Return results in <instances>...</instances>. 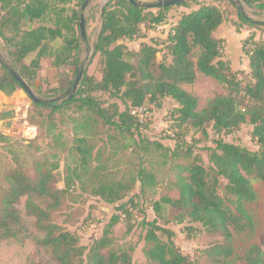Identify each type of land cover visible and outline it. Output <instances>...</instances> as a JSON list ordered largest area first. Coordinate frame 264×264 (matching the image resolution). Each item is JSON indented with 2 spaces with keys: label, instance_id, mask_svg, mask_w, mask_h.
Masks as SVG:
<instances>
[{
  "label": "trees",
  "instance_id": "16d2710c",
  "mask_svg": "<svg viewBox=\"0 0 264 264\" xmlns=\"http://www.w3.org/2000/svg\"><path fill=\"white\" fill-rule=\"evenodd\" d=\"M86 1L0 0V39L9 58L8 65L0 59V94L9 97L21 88L11 70L32 86L46 58L51 59L54 68L72 65L78 76L83 40L79 22ZM134 1L136 5L127 0H109L100 9L101 26L94 54L99 55L101 78L97 80L84 72L77 91L61 106L34 103L37 117L43 120L41 125L45 123L50 133L55 128V112L61 107H75L79 114L75 119L77 131L82 135L73 137L68 150L73 162L66 166L62 188L56 186L55 167L34 163L30 172L19 155L10 151L13 167L5 173L8 187L0 188V244L17 235L22 222L18 204L25 198L24 213L34 218L36 229L43 234L37 245L49 251L55 264H132L131 248L115 246L113 228L122 216L131 218L132 209L139 204L138 195L155 187L157 177L152 170L139 166L127 178H117L100 162L99 152L93 157L94 137L110 130L128 141L119 144L120 150H162V156L170 161L181 155L186 161L171 167L175 171L171 194L153 203L155 218L144 216L140 220L147 264L196 263L175 245V233L158 224L163 205L179 210L178 222H189L187 234L191 232L195 237L203 233L220 239L197 252L210 264H264L263 250L256 244L242 256L235 253L236 239L254 230V220L246 209V204L257 198L251 179L264 184V40L255 38L257 31H264V22L252 19L231 0H186L161 8H146L145 3ZM222 1L235 6V18L220 8ZM242 1L251 9L264 10V0ZM171 10H178V14L159 41H142L137 50L127 47L125 40L147 37L140 35L141 27L155 31L167 24ZM223 25H231L237 32L242 28L253 31L242 43L248 72L234 70L223 60L222 40L215 36ZM31 55L34 57L26 64ZM198 74L212 78L223 89L200 111L197 97L184 89L196 81ZM51 91L61 89L54 86ZM96 93L108 94L120 103H109ZM165 99L174 104L171 114L178 127L190 125L204 134L210 127L219 137L244 124L251 125V138L258 150L218 139L215 148L210 149L209 165L205 166L192 154L190 146L181 152L186 142L178 131L167 132L176 138L171 149L142 136L136 141L134 136L140 138L143 124L132 110L146 105L160 108ZM43 108L49 110L46 116L41 112ZM0 116L10 117L1 111ZM73 187L106 205H114L117 211L101 234L87 245L53 220Z\"/></svg>",
  "mask_w": 264,
  "mask_h": 264
},
{
  "label": "rangeland",
  "instance_id": "374dc122",
  "mask_svg": "<svg viewBox=\"0 0 264 264\" xmlns=\"http://www.w3.org/2000/svg\"><path fill=\"white\" fill-rule=\"evenodd\" d=\"M139 1L154 3L157 0ZM231 1L238 2V0ZM102 6L103 0H95L90 3L85 11L86 39L80 41L78 56L79 66L82 67L81 71L97 80L101 78V67L99 65V55L94 54V44L101 26L100 9ZM219 6L221 9H225L228 17L232 16L234 18L236 16L234 5L229 4L227 1H222ZM238 6L252 19L257 17L264 19V16L251 12L242 1ZM177 14L178 10H171L168 13L167 24L160 26L159 30H145L144 27H141L140 35L145 34L146 38L125 40L124 43L127 47L137 50L139 43L142 41L148 43H150V39L159 41L160 37L164 36L163 32L168 30L170 23L174 21V17ZM240 43V47H242V42ZM229 44L232 47L237 46L236 42L231 44V41H226V43L222 44L223 54H226ZM33 57L34 55L28 57L25 63L28 64ZM162 58L163 56L160 58L161 61H164V58ZM0 59L6 65L9 64V58L1 39ZM233 60L237 64L236 67H238L239 56L235 55ZM165 63H168V59H165ZM76 78L77 73L72 65L54 68L51 66V59L46 58L41 65L36 80L30 87L41 102H50L58 107L69 96H72V86ZM54 86H57L61 91L52 92L51 89ZM184 89L197 97L198 111L205 108L210 99L223 92L222 87L216 81L201 74H198L196 81L192 85H185ZM96 95L109 103H120L119 100L110 98L108 94L96 93ZM145 107L148 115L145 121L143 120V126L139 129L140 138H138L137 134L134 136L136 141L141 139L142 136L150 141H158L171 149L174 147L176 138H173L174 134L172 136L167 135V132L173 131L175 133V131H178L186 142V146H183L181 152H185L187 146H190L192 154L197 155L205 166L209 165L208 155L210 149L215 148V142L218 139L246 147L251 151L258 150V146L251 138L252 127L249 124L242 125L231 134H222L218 137L210 127L205 128V134L190 125L178 127L175 116L171 114L175 107L170 99H165L160 108L152 105H146ZM0 111L2 113L8 112L10 115L7 118L0 116V188L8 187L5 173L13 167L10 151H14L19 155L30 172L33 170L34 163L55 167L53 174L55 175L56 186L62 188L66 166L72 165L73 162L68 150L72 145L73 137L76 134L82 135L77 131L75 119L79 117V114L76 113L75 107H61L55 112L53 116L55 126L52 131L53 134L49 132L45 123L41 125L43 120L36 115L34 101L21 88H17L9 97L0 94ZM41 112L46 116L49 110L43 108ZM34 119L36 122H33ZM57 137L60 139L58 140ZM56 142L59 144H56ZM93 142L95 143L93 157H96L99 152L100 162L106 165V169L109 172L115 173L117 178H127L139 166L152 170L157 177V185L155 187L144 194L138 195L139 204L132 209L131 218L126 220L122 216L113 228V235L116 238L115 246L131 248L133 254L132 264H147L143 256L144 241L142 239L143 231L140 220L144 216L149 220L155 218V213L151 208L153 203L162 196L171 194L170 183L175 175V171L171 167L176 163H185L186 161L182 155L170 161L169 158L162 156V150L151 149L149 152L133 148L126 151L120 150L118 148L119 144L128 143V141L110 130H105L101 135L94 137ZM251 183L257 198L254 203L246 204V209L254 220V230L236 239L235 253L238 256H242L252 244L260 246L264 253V184L252 179ZM138 192L139 190L136 188L135 193L139 194ZM132 195L133 193L129 197ZM24 203L25 198H22L18 204L22 222L18 228L17 235L14 238L2 241L0 244V264H55L49 251L37 245V241L42 238L43 234L36 229L34 218L25 215ZM179 213L178 209L163 205L161 210L162 221L158 220V224L175 233V245L183 254L193 257L196 261L195 264H210L205 257H201L197 252L212 243L219 242L220 239L203 233L195 237L192 236L191 232L187 234L185 228L189 225V222L187 220L182 223L178 222L180 219ZM116 214L117 211L114 205L108 206L95 197L81 194L76 187H73L68 195L65 196L59 210L54 213L53 220L58 225L76 234L82 245H87L95 236L98 237L101 234L110 218ZM127 229H129V232H127ZM187 235H190L191 238H188Z\"/></svg>",
  "mask_w": 264,
  "mask_h": 264
},
{
  "label": "crops",
  "instance_id": "0c3cea01",
  "mask_svg": "<svg viewBox=\"0 0 264 264\" xmlns=\"http://www.w3.org/2000/svg\"><path fill=\"white\" fill-rule=\"evenodd\" d=\"M242 0H238V2L236 1L235 3L236 4H239L241 3ZM243 2V1H242ZM244 3V2H243ZM248 7V6H247ZM249 8V7H248ZM183 11V9H180V11ZM249 10L251 12H256L259 16H264V10H258V9H251L249 8ZM250 17V16H249ZM235 18V17H234ZM256 21H260V22H264V19L263 18H260V17H257L256 19H254ZM253 31L252 30H249L247 28H242L240 29L239 32H237L235 30V28L231 25L227 26V25H223L221 26L217 32L215 33V36L218 38V39H221L222 40V44L226 43L227 42H230L231 41V44L236 42L237 46L235 47H232V45H228V49L227 51L225 52L226 54H223V60H226L230 63V66L234 69V70H237V69H240L244 72H248V60L246 58V56L244 55L243 53V50H242V47H240V42L243 43V41L250 35V33H252ZM255 38L257 40H264V31H257L255 33ZM236 50V52H235ZM223 53V52H222ZM235 55H238L239 56V60H238V67H236V63H234V56ZM244 67H243V66ZM110 206V205H108ZM97 236H95L93 239H95ZM92 239V240H93ZM91 240V241H92ZM90 241V242H91Z\"/></svg>",
  "mask_w": 264,
  "mask_h": 264
},
{
  "label": "water",
  "instance_id": "95a60500",
  "mask_svg": "<svg viewBox=\"0 0 264 264\" xmlns=\"http://www.w3.org/2000/svg\"><path fill=\"white\" fill-rule=\"evenodd\" d=\"M92 1L95 0H87L83 6H82V15L80 18V22H79V31H80V35L82 37L83 40L86 39V34H85V11L87 9V7L90 5V3ZM109 0H103V6L107 4ZM129 3L136 5V2L134 0H127ZM186 0H158L154 3H145L144 6L146 8H161V7H170V6H174V5H179L181 3H183ZM11 74L12 77L15 79V81L19 84V86L21 87V89L24 91V93L32 100L34 101V103H40L41 100H39L32 88L30 87V85L15 71L11 70ZM83 76V71H80L75 82L73 83L72 86V95L74 94L75 91H77L78 87H79V83L80 80ZM71 97V96H70Z\"/></svg>",
  "mask_w": 264,
  "mask_h": 264
},
{
  "label": "built area",
  "instance_id": "2783aa9c",
  "mask_svg": "<svg viewBox=\"0 0 264 264\" xmlns=\"http://www.w3.org/2000/svg\"><path fill=\"white\" fill-rule=\"evenodd\" d=\"M131 113L134 117H136L142 123H143V120L145 121V118H147V115H148V111L146 107L134 108Z\"/></svg>",
  "mask_w": 264,
  "mask_h": 264
}]
</instances>
